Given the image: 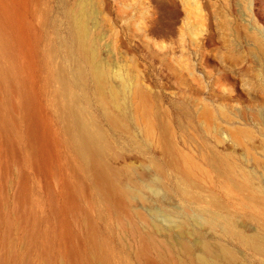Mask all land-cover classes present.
<instances>
[{"label":"rangeland","instance_id":"1","mask_svg":"<svg viewBox=\"0 0 264 264\" xmlns=\"http://www.w3.org/2000/svg\"><path fill=\"white\" fill-rule=\"evenodd\" d=\"M11 1L24 41L0 28L9 42L0 69L10 63L36 95L48 160L34 157L18 92L9 96L0 78V264H196L201 241L229 247L237 264H264L211 205L216 198L237 229L264 235V210L250 200L264 196V18L253 0H205L218 11L211 40L202 39V0H170L168 11L151 0ZM82 2L106 72L102 94L71 37ZM81 64L78 105L104 132L107 164L138 188L120 208L96 193L57 110L60 66L77 75ZM218 254L210 264H230Z\"/></svg>","mask_w":264,"mask_h":264},{"label":"bare ground","instance_id":"2","mask_svg":"<svg viewBox=\"0 0 264 264\" xmlns=\"http://www.w3.org/2000/svg\"><path fill=\"white\" fill-rule=\"evenodd\" d=\"M170 4V0H151V5L155 11H168L171 7ZM263 7V2L260 0H253L252 12L258 19L264 18ZM200 10L204 17L202 26L204 34L202 35V39L211 40L212 35L209 31V21L210 19L216 18L218 11L215 8L210 10L207 7L205 0H202V7ZM85 12H88L87 4L86 2H82L79 14H77L75 18H72L71 37L78 52V57L82 61L81 63H84L87 66L92 75L97 91L102 94V88L106 81V72L97 60L95 49L89 45V42H87V25L80 15ZM0 28L14 31L15 39L20 43L24 41L23 33L16 25L14 5L11 0H0ZM0 36H2L1 33ZM0 43L3 48L9 47V42L7 40L0 39ZM83 65L81 64L77 68V75L75 74L76 72L74 73L77 77L71 74L72 71L69 72L60 66L56 77L58 90L57 110L62 117L63 128L68 138L89 168V182L94 186L96 193L102 198V200L109 203L111 206L120 208L125 200H130L132 197L134 198L135 196H138V188L122 183L119 171L107 164L106 156L109 152V144L104 132L99 125L90 120L85 113L83 114L78 105V98L74 91V86L79 82L78 80L80 79L84 68ZM10 70V63L3 65L0 69V78L3 79L9 96L18 92L20 97V109L24 118L26 138L32 146L34 152L33 155L36 160L38 159L40 162H46L48 160V152L45 151V147L48 145V140L39 128L37 97L33 92L19 85L15 77L10 73ZM110 95L115 98V91L111 89ZM8 109L10 112L14 109L11 97L8 98ZM108 118L113 121L110 116H108ZM169 159L175 161L173 156H170ZM181 172L187 180L191 179L184 167L181 169ZM250 200L257 203L264 210L263 195L252 194ZM211 205L214 207V214L216 216L224 217V223L221 225V228L225 232L235 236L240 242L250 246L254 250L264 252V235L256 232L245 233L237 229L233 221L226 215L222 214L223 205L216 198H212ZM211 247L212 246L209 243L201 241L200 252L199 254H196V257L194 258L196 264H210L209 260L211 257L218 253L230 264H237V257L235 253H233L234 251L229 247L219 245L217 248L214 247L216 248L215 251H213L212 249L214 248L212 247L211 249ZM182 248L187 251L189 246L183 244ZM141 252H143V249H141ZM147 264H152V262L147 259Z\"/></svg>","mask_w":264,"mask_h":264}]
</instances>
